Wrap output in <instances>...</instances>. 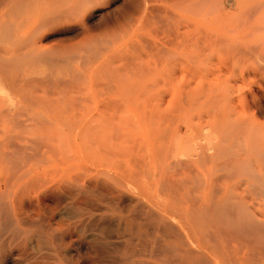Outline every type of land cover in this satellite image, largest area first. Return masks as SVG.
<instances>
[{
	"label": "bare ground",
	"instance_id": "1",
	"mask_svg": "<svg viewBox=\"0 0 264 264\" xmlns=\"http://www.w3.org/2000/svg\"><path fill=\"white\" fill-rule=\"evenodd\" d=\"M2 1L0 264H263L261 220H245L243 212H237L242 198L236 202L233 191L229 205L215 202L204 168L201 177L190 170L194 158L182 166L168 160L160 140L168 130L146 128L137 114L144 113L141 104L149 98L131 96L144 90L147 75L174 78L180 75L179 67H189L190 77L203 80L252 67L246 72L264 80V0H235L229 14L239 20L229 25L216 21L219 24L209 26L208 33L205 28L202 34L196 31L202 36L188 34L168 46L165 41L149 43L146 59L131 68L130 78L136 81L125 83L129 88L123 89L118 102L112 83L106 93L80 90L86 72L80 64L94 59L99 47L114 46V31L106 33L102 48L97 41L84 49L46 48L39 40L49 25L79 14L96 0H35L37 8L42 5L38 13L28 0H8L6 6ZM44 11L50 14L38 15ZM51 14L62 17L54 20ZM86 24L81 25L87 28ZM215 63L226 70L213 71ZM260 110L264 114V107ZM114 112L137 113V118L114 121ZM120 126L124 135L138 132L137 141L114 142V128ZM234 128L227 130L226 142L239 146L242 140ZM247 136L249 144L257 137ZM197 158L210 162L205 152ZM194 164L201 169V163Z\"/></svg>",
	"mask_w": 264,
	"mask_h": 264
},
{
	"label": "rangeland",
	"instance_id": "2",
	"mask_svg": "<svg viewBox=\"0 0 264 264\" xmlns=\"http://www.w3.org/2000/svg\"><path fill=\"white\" fill-rule=\"evenodd\" d=\"M4 1V5L6 6V2H8V0H3L2 2ZM25 1L26 0H24V2ZM28 1L29 4L26 3L28 6H32L31 4L33 3V6L39 4V2H37L39 0ZM24 2H22L23 6L25 5ZM22 3H20L21 6ZM88 4L84 5L85 10L83 8V12L81 11L82 14H80L81 12L79 13L80 15L76 14L78 12H74L77 17L72 14L73 12H70L72 14L70 16L73 17L70 18L68 15V19H65V17L61 19L60 17L62 16L57 18V14L54 16L51 14V19H64L68 20V22L64 23L66 21L63 20V22L59 20V24L57 22V24H55V21L51 20L53 21L54 25H49L47 28L41 31L39 40L40 43L46 48L58 49L61 47H74L77 49H84L85 46L88 47L86 45L87 43L90 45L91 41L101 42L99 43V46L102 48L107 40L106 37L108 38V36H110L108 33L111 34V32L114 31V46L108 42L110 44H107L109 47L104 46L103 50H101L99 47L94 59H89L88 61L80 64L81 67L86 68V72L84 73L85 80L80 83V90L91 94L94 90L101 89L102 93H106L103 91H107V87L110 83H112L114 86V101L117 100V102L119 100L118 97L124 95L123 89L129 88L125 87V83L128 84L136 81L130 78V75L132 74L131 68L140 61V58L146 59V54L149 52V43L155 41V43H163L165 41V44L163 43L164 46L170 45L169 43L176 44V39L184 38L185 35L189 34L191 37V35L193 36L194 33L195 36H198L200 34L198 33L199 30L201 34L205 29L208 33V30L212 29V27L210 28L209 26L215 27L216 24H219L217 22L222 23L223 21V23H225L223 25H229V22L233 23L235 19L237 21L239 20L237 19L239 17L238 15L232 16L229 14L235 10V0H96L95 2H91V4ZM37 5L36 9L38 11H33L35 13L39 12V7L40 12L42 11V5L38 8ZM0 6L3 7V4ZM21 6H19L20 10L23 9V6ZM28 6L27 8H29ZM2 7H0V9ZM24 7L26 8V5ZM6 9L5 12L9 15V11ZM1 11L0 15H3L4 10L1 9ZM23 11L25 12V10ZM204 11L209 14H206ZM35 13H30L29 15H34ZM12 14L14 13L12 12ZM49 14L44 11L38 15ZM228 14L235 18H231V16H228ZM124 15H127L129 18L126 16L125 18L127 19H125ZM133 16H135L134 19ZM111 20H113L114 23ZM82 23H87V28H84L83 25H81ZM76 24L78 29L75 26ZM90 30L92 32L87 34V32H90ZM85 31H87L86 34L88 36L85 35V37H83L82 33L84 32L85 34ZM196 31L198 32L196 33ZM106 33L108 36H106ZM42 36L43 38H41ZM98 36H100V38ZM99 39L102 40L98 41ZM134 60L136 62H134ZM223 67L224 66L220 64H216L215 67L212 66L210 68L213 71H223L226 68ZM252 69V67H247L244 69L237 68L234 75H229L230 77L226 75L224 78L219 77L221 79L212 78L214 80L211 78H206V80H203V78L199 79L198 77H193L192 75L190 77V75L187 74L189 67H179L178 71H180V75L178 73L179 76L177 75L174 78L151 77L147 75L146 78L144 77L143 79L144 90L136 95L131 96V98H149V103H147V99V102L144 101L141 104L143 107L142 109H145L142 111L145 113L146 117L144 116V113L142 114L141 112L138 114L131 112H114V121H117L118 119L123 120L127 117L132 119V117L136 116L137 114L139 115V118L142 117L144 120L143 122L146 124V128L147 126L151 129L161 128L160 131L163 132H167L168 130L166 136L167 138L164 137L163 140L162 138L160 139L161 141L165 142L164 152L167 154L164 155L166 158H168V160L177 161L181 166L184 164V162L193 161L194 158V161L196 162H193V166L190 167L191 169H189L199 177L205 175L203 173H207L206 175L208 179L212 180L211 183L215 195V202L218 204L229 205L232 193H236L237 195L234 198L236 202L242 198V204H239L240 208L236 209L237 212H243L245 220L248 219L254 221V218L261 220L258 222V225L259 223H263L260 225L263 226L264 114L261 112L260 108L264 107V80L253 75H249L246 72V70ZM183 71H185V73ZM245 74L247 76H245ZM133 99L139 102V99ZM150 103L152 107L150 106ZM151 111L155 113H152ZM116 114H118V116ZM241 118H244V120L241 121ZM238 119L241 121V124H239ZM151 123L154 125H150ZM236 123L239 125L236 126ZM252 127L254 128L252 129ZM229 128H234L237 130L236 138L239 137L237 138L238 141L242 140V142L240 141L239 145L241 148L238 146L237 142L234 143V146L227 143V130ZM135 130L136 129H132L131 131ZM124 132L125 129L121 126L118 129L117 127L114 128V137L116 135L114 142H135L133 140L139 136L138 132H136L137 134L135 133L136 135L133 134V136L129 134L124 135ZM117 134L122 136H118L120 137L118 138ZM249 135L251 136L249 137ZM243 136L246 140H243ZM246 136L249 139H251L253 136L257 137L253 138L254 141L252 140L253 142L249 144V140L246 138ZM130 138L133 140H128ZM138 141L140 140L138 139ZM246 143L247 145L249 144V146H247ZM252 143H255L256 147L255 144ZM252 146L255 149H253ZM165 147H167L166 151ZM246 150H248V152L251 151L250 155ZM198 152H205L210 155V162H208L209 164L204 162V160H198ZM228 152L231 153V155ZM244 152H246V154ZM203 162L205 164L202 165ZM194 163H201V165L199 164L201 169H199V166ZM202 168H204L203 173L201 171ZM189 169H185L186 172H190ZM197 171H199L200 174L199 172L196 173ZM208 171H210V173ZM230 191L233 192L230 193ZM262 251H264V249ZM262 258L263 262L264 256Z\"/></svg>",
	"mask_w": 264,
	"mask_h": 264
}]
</instances>
